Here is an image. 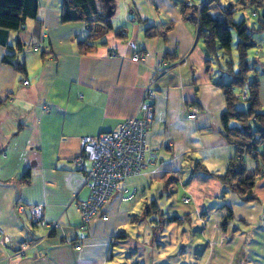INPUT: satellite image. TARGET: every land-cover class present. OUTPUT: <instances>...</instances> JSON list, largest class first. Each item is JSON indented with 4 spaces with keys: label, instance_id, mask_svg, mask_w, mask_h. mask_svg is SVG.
<instances>
[{
    "label": "crops",
    "instance_id": "1",
    "mask_svg": "<svg viewBox=\"0 0 264 264\" xmlns=\"http://www.w3.org/2000/svg\"><path fill=\"white\" fill-rule=\"evenodd\" d=\"M179 1L113 0V30L86 52L78 43L87 35L85 25L60 21L62 0H38L36 16L18 30L0 27V264H109L129 252L141 264H264V176L254 184L257 199L246 201L224 193L216 177L191 173L197 162L210 173H224L234 148L224 140L221 122L224 75L207 59L196 25L181 17ZM120 28L123 38L115 32ZM110 51L117 55L109 56ZM11 54L25 72L3 62ZM261 56L250 55L260 74L264 109ZM161 61L168 70L157 77ZM150 84L155 97L147 148L155 151V165L126 181L136 189L131 200L140 193L135 206H124L127 201L115 190L107 218L93 220L86 242L76 247L79 202L89 192L83 176L91 160L84 156L82 169L71 160L83 154L82 137L113 131L133 116ZM192 104L198 112L188 119ZM245 161L254 169L255 160ZM155 186L167 211L150 193ZM178 190L181 199H189L182 200L184 209L168 204ZM151 200L164 216L179 220L146 219L142 213ZM34 204L58 227L49 232L36 224L30 212ZM222 205L234 215L226 230L219 224L226 212ZM120 231L128 237L110 258V239ZM24 240L35 245L19 259L8 258Z\"/></svg>",
    "mask_w": 264,
    "mask_h": 264
},
{
    "label": "trees",
    "instance_id": "2",
    "mask_svg": "<svg viewBox=\"0 0 264 264\" xmlns=\"http://www.w3.org/2000/svg\"><path fill=\"white\" fill-rule=\"evenodd\" d=\"M213 2L221 0H202L199 4L181 0L178 7L181 17L196 25L197 38L203 43L207 59L214 61L224 75L225 81L220 87L225 97L226 109L221 114V122L224 140L233 146L234 154L228 160L224 173L220 175L210 173L200 162L193 166L191 173L214 176L224 193H235L246 201L256 200L254 184L264 172V109L258 96L260 74L249 51L255 46L252 34L264 30V0L231 1L221 9L220 17H216L209 8ZM38 5V0H0V27L18 30L27 17L36 16ZM242 6L252 10V15L258 19V27H249L244 19H233L236 7ZM113 12V0H62L60 21H78L85 25L87 35L78 43L81 51L86 52L95 42L103 44L104 36L113 30ZM115 32L123 38L122 28L115 29ZM3 62L13 65L20 73L25 72L24 64L17 62L12 54L5 55ZM246 157L255 160L254 169L246 167ZM28 176L27 171L22 179L27 181ZM221 208H225L226 212L221 216L219 224L226 230L234 215L228 206L222 205ZM144 215L146 218L156 215L153 220L157 218L162 223L179 220L174 215L164 216L155 200L147 204ZM127 237L128 234L121 231L111 237L110 258L114 255L115 247ZM132 253L125 256L130 259ZM124 264L141 263L134 260Z\"/></svg>",
    "mask_w": 264,
    "mask_h": 264
},
{
    "label": "built area",
    "instance_id": "3",
    "mask_svg": "<svg viewBox=\"0 0 264 264\" xmlns=\"http://www.w3.org/2000/svg\"><path fill=\"white\" fill-rule=\"evenodd\" d=\"M108 55L115 57L117 54L110 51ZM133 59H138V55L135 54ZM167 70L168 65L165 62H158L155 75L160 77ZM27 83V80L23 81V84ZM154 97L153 84H150L145 89L135 114L127 118L118 128L113 131L101 132L95 137L84 136L81 138L83 154L74 157L71 161L77 169H82L84 156H86L91 160V164L83 176V186L89 192L87 197L79 202L80 223L77 239L74 241L76 247H81L86 242V232L93 220L107 218V204L113 192L118 190L117 195L123 201L133 199L136 189L128 187L126 181L155 165V151H149L147 148L149 125L153 119L152 101ZM197 112V105H189L187 118L194 119ZM182 200L184 203L189 201L188 198ZM30 212L34 222L49 232L59 225L57 220L46 221L43 218V209L40 204L31 205ZM34 245L35 241L33 240L20 241L8 258L19 259Z\"/></svg>",
    "mask_w": 264,
    "mask_h": 264
},
{
    "label": "rangeland",
    "instance_id": "4",
    "mask_svg": "<svg viewBox=\"0 0 264 264\" xmlns=\"http://www.w3.org/2000/svg\"><path fill=\"white\" fill-rule=\"evenodd\" d=\"M229 2H231V0L230 1L228 0L227 2H223V3H222V1L218 2V3L217 2H213V3L210 4L209 8L214 13V15L216 17H220L221 16V9L225 5H228ZM252 13L253 12H252V10L249 7H243V6L242 7H236L235 12L233 14V19L235 21H241L242 19H244L245 20V24L248 25L249 27H258V25H259L258 24V19L255 16H253ZM252 39L255 42L256 47L255 48L252 47L250 49L249 53H250L251 56L260 57L261 54H264V32L263 33H262V31L254 32L252 34ZM260 45L262 46L261 48H260ZM260 176L257 179H260ZM132 179L134 180V185H136V184L138 185V179L137 178H135V179L132 178ZM132 179L129 180L130 183H131V184L129 183L130 185H133ZM128 187H130V186H128ZM155 189H156V186L154 188H152V190L150 191V193H152L151 195H154V197L157 200V202L160 203V205L162 206L163 211H167L169 209V205L166 206V204H165V200L166 199H163L160 196H158L159 193H157ZM181 195H182V191H180V190H178L175 193H173L172 197L169 199V203L168 204L172 203L173 206H176V209H184V208H186L187 205L182 202ZM139 198H140V193L137 194V196H136V198L134 200L124 202V206L125 205L126 206H129V205L135 206L134 202L139 200ZM150 198H151V196H149V199ZM178 212L180 213V211H178ZM140 213L141 212L136 211L134 214L140 215ZM142 215H144V212L142 213ZM142 217L145 218V216H142ZM146 219L149 220L150 218L148 217ZM138 220H139V218H138ZM180 220H181V218H180ZM130 231H132V229H130ZM130 231H128V233H130ZM116 251L120 252L121 249L116 248L114 250L115 254H116ZM118 256L119 255H115L114 259L112 261H110L109 264H121L123 262H131V261H133L132 257L130 259H128L125 255H124V257H121V258H119Z\"/></svg>",
    "mask_w": 264,
    "mask_h": 264
}]
</instances>
